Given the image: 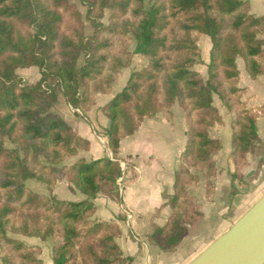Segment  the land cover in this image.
<instances>
[{
	"label": "trees",
	"instance_id": "1",
	"mask_svg": "<svg viewBox=\"0 0 264 264\" xmlns=\"http://www.w3.org/2000/svg\"><path fill=\"white\" fill-rule=\"evenodd\" d=\"M92 32L83 30L82 16L69 0H0V262L42 264L39 246L10 234L51 239L53 264H115L121 250L115 242L117 223L98 221L90 201L97 194L117 198L122 169L115 155L121 139L132 135L146 118L158 113L170 119L174 102L182 108L185 145L174 173L171 211L152 236L163 249L177 245L187 226L202 212L187 191L197 179L196 167L211 194L216 168L212 153L221 142L208 130L222 123L213 95L234 113L231 122V177L242 176L246 156L256 138L258 110L241 101L237 58L254 79L264 76V14L251 12L249 0H80ZM109 10L108 23L100 21ZM71 25L62 29L64 13ZM192 31L196 35H192ZM134 48L127 47L128 37ZM197 35L210 41L206 77ZM133 54L147 64L129 72L125 84L100 110L113 158L66 157L89 148V140L49 108L57 91L74 109L88 111L96 94H110ZM83 57L82 64L78 59ZM36 66L39 78L23 82L17 69ZM6 141L12 144L8 146ZM28 179L51 188L65 181L84 199H59L37 193ZM81 258L78 262L77 259Z\"/></svg>",
	"mask_w": 264,
	"mask_h": 264
},
{
	"label": "crops",
	"instance_id": "2",
	"mask_svg": "<svg viewBox=\"0 0 264 264\" xmlns=\"http://www.w3.org/2000/svg\"><path fill=\"white\" fill-rule=\"evenodd\" d=\"M261 5V11L256 15L264 14V5ZM261 37L264 38V34ZM236 63L238 86L244 89L241 101L246 107L261 106L264 103V76L252 79L245 71L242 59L237 58ZM125 69L128 68L122 70ZM129 71L124 74L123 82ZM112 89L110 94H96V103L86 111L83 119L78 117L80 115L75 113L62 92L58 91L56 101L50 109H53V113H58L78 135L89 140V148L79 150L77 155L70 157L71 163L80 157L85 160L100 156L111 157L105 131L96 129L105 128L108 124L100 108L116 93ZM213 104L222 116V123L209 129L210 135L220 139L222 144L221 149L213 156L216 167V174L212 178L213 187L210 196H207L202 177L196 183L188 185L189 195L199 204L203 217L194 226L187 227L181 241L172 248L163 249L152 232L165 223L171 211L163 193L172 192L178 157L185 145L183 115L179 114L181 130H174L173 121L158 113L152 118L144 119L132 135L121 139L117 157L118 160H125L126 164L122 169L121 198L118 201L97 194L90 199L95 206L94 218L98 221L115 222L119 226L115 242L121 255L115 264H185L226 230L264 192V113L258 110L256 138L246 156L242 176L234 179L230 175L233 171L230 139L234 113L221 103L217 95H213ZM85 152L89 154L88 157L84 156ZM50 193L59 199L85 198L79 191H70L66 182L54 184ZM119 202L132 212L131 229L125 224ZM28 239H33L32 244H37L38 241L40 245H45V249L42 247L43 252H47L42 256V264H53L49 251L50 242L36 237Z\"/></svg>",
	"mask_w": 264,
	"mask_h": 264
},
{
	"label": "rangeland",
	"instance_id": "3",
	"mask_svg": "<svg viewBox=\"0 0 264 264\" xmlns=\"http://www.w3.org/2000/svg\"><path fill=\"white\" fill-rule=\"evenodd\" d=\"M74 6H75V8L77 9V10H79V12L81 13V16H82V21H83V30H84V32L86 33V34H90L91 32H92V27H91V23H90V21H88L86 18H85V12H86V6L85 5H83L82 4V2L80 1V0H69ZM250 1V4H251V12L253 13V14H255V13H259L260 11H261V3L264 5V3H263V1L262 0H249ZM263 9V8H262ZM254 11V12H253ZM256 15V14H255ZM108 16H109V10L108 9H104V11H103V15H102V17L100 18V21L101 22H103L104 24H107L108 23ZM71 23H72V20H71V18L69 17V13L68 12H65L64 13V22H63V24H62V29H66L69 25H71ZM264 34V32L263 33H261L260 34V37H261V35H263ZM192 35H196V32L195 31H192ZM197 45H198V47H199V51H200V54H201V58H202V60H203V64H197V65H195L194 67H195V69H197L200 73H201V75L205 78L206 77V66H205V64L207 63V61H208V58H209V49H210V41H209V38H208V36H206V35H197ZM127 47H128V49L130 50V51H132L133 50V48H134V39H133V37L130 35L129 37H128V42H127ZM82 62H83V57H80L79 59H78V64L80 65V64H82ZM147 64V59L146 58H144V57H142V56H140V55H137V54H133L132 55V57H131V62H130V65L127 67L128 69L126 70H121V73H120V77H119V79L113 84V88H114V91L115 92H117V91H119L120 89H121V87L125 84V82H126V80L123 82L122 81V78H123V76H124V74H126L127 73V71L128 70H130V71H132V70H134V69H139V68H141V67H143L144 65H146ZM129 71V72H130ZM17 72H18V74L21 76V78H22V80H23V82H25V83H27V82H34V81H36L38 78H39V76H40V74H39V71H38V68L36 67V66H32V67H28V68H21V69H17ZM113 90V89H112ZM57 93H58V91H57ZM115 94V93H114ZM96 96V95H95ZM57 98V97H56ZM108 101V100H107ZM100 102V101H99ZM95 103H96V100H95ZM106 103V102H105ZM54 105V104H53ZM52 105V106H53ZM173 105H174V107H173ZM173 105L171 106V112H172V117L170 118V120H172L173 121V127H174V130H181V128H182V125L180 124V120H179V114H182L183 115V118H184V112H183V110H182V108L178 105V103L177 102H174L173 103ZM51 106V107H52ZM50 107V108H51ZM49 108V111L50 112H52L53 111V109H50ZM74 111H75V113H77V114H79L80 116H78L79 118H81V119H83L82 117H86V111H82V110H80V109H78V110H76V109H74V108H72ZM180 112V113H179ZM53 113V112H52ZM58 114V113H57ZM161 115H162V113H160ZM163 117H164V115H162ZM184 124H185V120H184ZM185 128H186V125H185ZM96 130H104V128H99V129H96ZM185 131H186V129H185ZM208 133H209V136H211L210 135V130H208ZM212 137V136H211ZM214 138V137H213ZM216 138V137H215ZM218 139V138H217ZM220 140V139H219ZM221 142V141H220ZM6 144L8 145V146H12V144L11 143H9L8 141H6ZM221 146H222V144H221ZM184 149V148H183ZM220 149H221V147H220ZM220 149H218L217 151H215L214 153H212V155H211V158H212V160H213V156H214V154H216ZM183 151V150H182ZM181 151V152H182ZM79 152V151H78ZM112 153V152H111ZM181 154V153H180ZM88 153H84V156L85 157H88ZM111 157H112V159H114L113 158V154L112 155H110ZM110 157V158H111ZM115 157H117V154L115 155ZM70 157H66V158H63L60 162H59V165L60 164H70L71 162H70V159H69ZM117 160H118V157L116 158ZM119 161V164H120V166H121V169H124V167H125V160H118ZM213 163H214V161H213ZM178 164H179V157H178ZM215 165V164H214ZM245 165H246V162H245ZM177 168H178V165H177ZM176 168V169H177ZM216 168V167H215ZM244 168H245V166L243 167V169H242V173H243V170H244ZM176 169H175V171H176ZM189 171L192 173V174H194V175H196V177H197V179L196 180H194L193 182H191L190 184H188V185H191V184H193V183H196L198 180H199V178L200 177H202V175H201V172L198 170V168H196V167H190L189 168ZM175 173V172H174ZM230 175H231V173H230ZM203 178V177H202ZM213 178V177H212ZM204 179V178H203ZM204 181H205V179H204ZM62 182H65V181H62ZM62 184H64V183H62ZM26 185L30 188V189H32L33 191H35V192H37V193H42V194H51L50 193V190H51V188H48V187H46V185L44 184V183H41V182H37V181H35L34 179H28L27 181H26ZM116 185H117V192H118V197L117 198H112V199H115V200H118L119 201V199L121 198V195H122V192H123V181H122V174H121V176L117 179V181H116ZM188 185H187V187H188ZM65 186V185H64ZM61 190H59V192H60ZM173 191V190H172ZM187 191H188V189H187ZM58 192V193H59ZM172 193V192H171ZM171 193H163V197H164V199H165V202H167V200H168V195H170ZM189 193V192H188ZM206 193V192H205ZM52 195V194H51ZM207 195V194H206ZM54 196V195H53ZM207 196H210V194L209 195H207ZM54 197H56V195L54 196ZM191 197V196H190ZM57 198V197H56ZM192 198V197H191ZM192 200H193V198H192ZM194 202V201H193ZM194 203H196V202H194ZM198 204V203H197ZM118 206H119V210H120V212H121V214L124 216V221H125V224L128 226V227H130V229H131V221H132V217H133V215H132V212L130 211V209L129 208H127L125 205H123L122 203H120L119 202V204H118ZM198 207H199V204H198ZM124 210H126L130 215H131V218L130 219H128L127 218V215L125 214V211ZM199 210H200V207H199ZM201 211V210H200ZM202 212V211H201ZM93 217H94V215H93ZM202 217H203V213H202ZM201 217V218H202ZM168 218V217H167ZM96 219V218H95ZM97 220V219H96ZM167 220V219H166ZM200 220V219H199ZM198 220V221H199ZM197 221V222H198ZM110 222V221H109ZM166 222V221H165ZM196 222V223H197ZM115 223V222H114ZM194 226V225H193ZM211 226V225H210ZM210 226H209V228H210ZM119 227V226H118ZM187 227H189V226H187ZM187 229V228H186ZM118 233H119V231H118ZM185 233V232H184ZM11 236H13V237H15V238H18L19 240H21L24 244H26V245H31V246H39L40 248H41V252H40V254L38 255V257L39 258H41V260H42V256H45V253L47 252H43V248L45 249L46 248V246L45 245H40V243L37 241V244H32L31 242H32V240L33 239H28L29 237H31V236H23V235H20V234H10ZM118 235V234H117ZM116 235V236H117ZM183 236H184V234H183ZM36 238H38V237H36ZM134 238H136L135 237V235H134ZM156 238V237H155ZM38 240V239H37ZM41 240V239H40ZM47 241H49L50 242V248H49V251H51V245H52V242H51V239L50 238H47L46 239ZM158 240V239H157ZM42 241H45V240H42ZM30 242V243H29ZM34 243V242H33ZM43 247V248H42ZM50 254H51V252H50ZM77 261L78 262H80L81 261V258H79L78 257V259H77ZM0 264H1V262H0Z\"/></svg>",
	"mask_w": 264,
	"mask_h": 264
},
{
	"label": "water",
	"instance_id": "4",
	"mask_svg": "<svg viewBox=\"0 0 264 264\" xmlns=\"http://www.w3.org/2000/svg\"><path fill=\"white\" fill-rule=\"evenodd\" d=\"M185 264H264V192Z\"/></svg>",
	"mask_w": 264,
	"mask_h": 264
},
{
	"label": "built area",
	"instance_id": "5",
	"mask_svg": "<svg viewBox=\"0 0 264 264\" xmlns=\"http://www.w3.org/2000/svg\"><path fill=\"white\" fill-rule=\"evenodd\" d=\"M76 110H78V109H76ZM124 211H125V214L127 215V218L130 219L131 215L126 210H124Z\"/></svg>",
	"mask_w": 264,
	"mask_h": 264
}]
</instances>
